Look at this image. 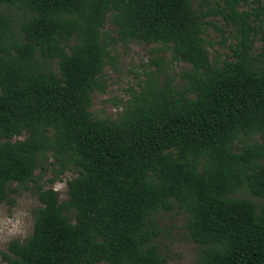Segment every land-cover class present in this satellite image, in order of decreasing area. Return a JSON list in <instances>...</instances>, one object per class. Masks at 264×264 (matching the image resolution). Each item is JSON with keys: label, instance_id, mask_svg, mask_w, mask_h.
I'll return each mask as SVG.
<instances>
[{"label": "trees", "instance_id": "obj_1", "mask_svg": "<svg viewBox=\"0 0 264 264\" xmlns=\"http://www.w3.org/2000/svg\"><path fill=\"white\" fill-rule=\"evenodd\" d=\"M244 1L0 0V204L36 184L39 162L53 178L77 171L64 201L37 186L31 234L7 244L6 264H166L155 216L174 210L195 264H264V63L252 55L264 0ZM209 16L235 40L222 64L205 47ZM115 42L157 45L165 80L108 121L89 110ZM167 52L190 65L175 86Z\"/></svg>", "mask_w": 264, "mask_h": 264}, {"label": "rangeland", "instance_id": "obj_2", "mask_svg": "<svg viewBox=\"0 0 264 264\" xmlns=\"http://www.w3.org/2000/svg\"><path fill=\"white\" fill-rule=\"evenodd\" d=\"M216 0H210V5H214ZM263 5V1H260ZM258 5L257 0H245L241 3L239 9L244 11H253ZM15 12L13 10H7ZM16 22L20 21V17L16 18ZM109 37H115L113 26L106 22L104 26ZM105 35V34H104ZM260 34L254 39L252 47V55L256 57L257 64L264 63V42L260 39ZM106 42H110V38L105 35ZM205 47L211 62L222 64L224 60L230 59V49L234 46L235 40L232 36L230 27L225 26L219 17H207L204 30ZM157 47L155 44L147 45L140 42H115L111 49L113 60L105 66L102 82L104 83L103 92H94L92 95L90 112L96 119H104L115 121L119 114L126 108V104L134 101L135 97L145 92L146 84L149 79L155 80L154 84L158 87L164 85V76L157 70L153 62L154 57L160 56L153 54L151 50ZM263 54V56H262ZM170 54L167 52L163 55V61L169 62L165 67L166 75L173 78V86L179 81V74L190 70V65L184 62L170 63ZM53 68L55 69L54 65ZM24 135L15 139H23ZM260 141L259 137H255ZM52 161L49 159V162ZM45 168V169H43ZM48 162H39L34 177L36 184L29 183L28 190L22 191L15 196L13 206L7 203L0 204V219L4 215H12L16 210H26L29 215L27 217V235L15 237L7 241L0 240V264H6L1 253L6 251L7 244L11 240L23 241L32 231L33 209L40 207L41 204L36 196L37 186L47 189L51 188L57 191L60 201L66 200V182L77 175V171L68 168L63 174L57 178H53V173ZM54 179L51 183L50 180ZM235 196L241 198H251L247 191H239ZM155 223L159 230V236L155 238V243L159 247L160 255L165 258L166 264H195L197 246L188 240L184 228V214L172 212H163L155 216ZM107 264V263H99Z\"/></svg>", "mask_w": 264, "mask_h": 264}, {"label": "clouds", "instance_id": "obj_3", "mask_svg": "<svg viewBox=\"0 0 264 264\" xmlns=\"http://www.w3.org/2000/svg\"><path fill=\"white\" fill-rule=\"evenodd\" d=\"M29 213L26 210H16L12 215H4L0 219V240L7 241L15 237L27 235V217Z\"/></svg>", "mask_w": 264, "mask_h": 264}]
</instances>
